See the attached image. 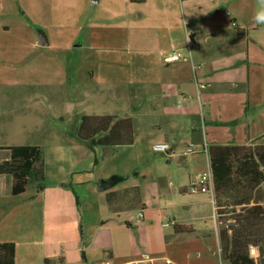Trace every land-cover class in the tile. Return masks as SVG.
Listing matches in <instances>:
<instances>
[{"label": "crops", "instance_id": "1", "mask_svg": "<svg viewBox=\"0 0 264 264\" xmlns=\"http://www.w3.org/2000/svg\"><path fill=\"white\" fill-rule=\"evenodd\" d=\"M175 52L183 59L169 63ZM41 100L66 128L47 134L35 118L24 131L48 141L8 142L10 108ZM87 103L131 111L91 114ZM82 116L130 119L133 142L89 150L73 136ZM141 131L172 146L173 154L158 153L167 164L194 163L182 156L192 144L210 171L213 145H264V0H0V164L8 148L23 146L42 148L44 163L43 187L29 193L28 184L17 196L12 175L0 173V243L15 244V264H205L219 256L215 198L192 192L181 171L175 179L163 163L148 167ZM113 176L123 180L101 191ZM15 216L23 225L16 232L5 221Z\"/></svg>", "mask_w": 264, "mask_h": 264}, {"label": "trees", "instance_id": "2", "mask_svg": "<svg viewBox=\"0 0 264 264\" xmlns=\"http://www.w3.org/2000/svg\"><path fill=\"white\" fill-rule=\"evenodd\" d=\"M74 138L89 150L118 146L133 142V126L130 119L116 116H82ZM10 159L0 164V173L12 175L11 193L13 196L23 194L31 181H44L43 150L38 146L11 147ZM211 173L213 176L214 198L216 199L217 219L222 215L220 194H228L231 188L243 187L258 198L250 195L237 201L236 206L247 208L244 215H239L234 222L244 232L233 225H227L219 233L221 250L226 264H257L251 258L248 248L254 240L247 238L249 226L255 221L264 220V145L238 146L213 145L209 148ZM38 181V180H37ZM40 188L43 187L41 184ZM219 203V204H218ZM254 222V224H255ZM231 231V233H230ZM16 246L12 242L0 243V264H15ZM264 256V254H263Z\"/></svg>", "mask_w": 264, "mask_h": 264}, {"label": "rangeland", "instance_id": "3", "mask_svg": "<svg viewBox=\"0 0 264 264\" xmlns=\"http://www.w3.org/2000/svg\"><path fill=\"white\" fill-rule=\"evenodd\" d=\"M42 92L36 91V94L40 95ZM35 96V95H34ZM137 99V98H136ZM136 102V101H135ZM137 102L140 104L142 103V100H140L139 98L137 99ZM48 105L49 103L46 101L41 100V103H35L34 101H27V102H19L16 103L15 105H13L10 109L14 110L15 112V117L13 115V120H14V126L11 128L10 131H8L6 137L7 138H11L14 141H10L8 139V142L10 143H19V144H25L29 142H46L48 141L47 137H40L38 138L39 134H32V131H24V126H26L27 124H30V126L34 125L32 119L35 118L37 119H41V123L37 122L38 124H40L41 128L45 131H47V134H52V132L50 131L51 129H56L59 131H62L63 129L66 128L65 125H62L61 121H55L54 118H52L51 116V111L48 109ZM112 108V109H111ZM86 109L87 112L94 114V113H99V114H106V113H118L121 114L120 112H126L128 114H130V107H126L124 106V109H121L120 107L117 108H113L112 105H108L105 106L103 105L100 109L96 108L95 106H92L90 103H87V105H85L84 108H82V110ZM38 111L39 113L43 114V117H39L35 115H32L31 119L26 121L25 119H23L24 114H22L23 112H30V111ZM57 110H63L65 111V109H62V106H58L55 111ZM122 110V111H121ZM17 112V114H16ZM37 113V112H36ZM41 116V115H40ZM45 120V121H44ZM44 121V122H43ZM153 131H148V132H138L137 134L139 135L140 138V144L143 145L142 148L140 149L141 153H143L144 158H150V159H146L145 160V164L148 165V167H154V163H163L165 164V167L167 168L168 171H170L173 174V178H178L180 176V178L183 177L184 182H186V184H190L192 182H197L200 178L201 175L208 173L210 171L209 165H208V161L206 160L204 155H199V156H193V155H188V159H192L193 161H195L194 163H191L189 165H184V161L182 160H178V158H174V160H172V162L170 164H167V159L165 158L164 155L162 154H156L153 152V147L156 144L153 141V138L158 137V133H152ZM150 134H152V136H149ZM10 135V136H8ZM149 136V137H147ZM152 138V139H149ZM32 144V143H30ZM150 144V145H149ZM134 152L132 149L127 150V155L131 156H135L136 155V148H133ZM126 155V154H125ZM197 157V158H196ZM1 160V158H0ZM152 167V168H153ZM183 174H181V172ZM179 173V174H178ZM182 176V177H181ZM38 180V181H37ZM36 181H31L29 182L28 185V192H31V187L33 185H41L43 184L42 182H40L39 180V176L37 178ZM190 180V181H189ZM262 192L264 191V187L261 188ZM168 194L171 195L172 194V190L168 191ZM168 195V196H169ZM253 195L255 196V198H258L259 195H255L253 194L251 191L246 190L243 187L238 188H231L228 190V194L227 193H221L220 194V204L224 205L226 203V206H222L223 208H220L222 215L219 218V223L218 224V232L220 233V231L224 228H226L227 225H233L237 230L244 232L246 230H244V228L242 229V227L238 226L236 224V222H234V219L236 220L238 218L239 215H244L245 214V210L247 208H242L240 206H236L235 204L237 203V201L241 200L242 198H247L248 196ZM261 197H264L263 194H261ZM216 199H215V203H216ZM219 204V203H218ZM9 208V206H7V209ZM245 209V210H244ZM18 217V216H17ZM15 217H6L5 221H6V226L9 223H12L13 221L15 222V225L10 228L9 230H13L14 232H16L19 228H21L23 225L21 223L22 221V217L17 218ZM0 220H1V207H0ZM255 222V221H254ZM250 225L249 226V233L246 236L247 238H250L252 240H254V242L252 245H250V247L248 248V253L250 255L251 258L255 259L257 264H264V220H260L258 221V223L255 222V224ZM40 218H37L36 220H34V225L36 226V228H39L40 226ZM0 228H1V221H0ZM208 231V233H212V237H214L215 234V227H207L206 229ZM247 232V231H246ZM210 233V234H211ZM231 233V231H230ZM221 259V263L222 264H226L228 263V261L225 259L224 256V252L222 250H220L219 252V256H215L214 258H210L207 259L205 262V264H221L220 263V259Z\"/></svg>", "mask_w": 264, "mask_h": 264}, {"label": "built area", "instance_id": "4", "mask_svg": "<svg viewBox=\"0 0 264 264\" xmlns=\"http://www.w3.org/2000/svg\"><path fill=\"white\" fill-rule=\"evenodd\" d=\"M182 59H183V55L179 52H175L171 54V56L168 58V62L177 63L180 62ZM153 150L157 153H163L167 155L173 154L174 152L172 146L169 143L155 144ZM197 152H198L197 147L191 144L183 150L182 156H188ZM190 190L192 192L199 191L203 193H208L211 195L212 198H214L213 176L211 171L201 175L197 182L191 183Z\"/></svg>", "mask_w": 264, "mask_h": 264}, {"label": "water", "instance_id": "5", "mask_svg": "<svg viewBox=\"0 0 264 264\" xmlns=\"http://www.w3.org/2000/svg\"><path fill=\"white\" fill-rule=\"evenodd\" d=\"M40 39L42 40L43 37V33L40 32ZM41 46H44V43H40ZM123 179L118 177V176H113L108 180L102 181L101 182V186H100V190L101 191H105L108 190L109 188L114 187L116 184H118L119 182H121Z\"/></svg>", "mask_w": 264, "mask_h": 264}]
</instances>
